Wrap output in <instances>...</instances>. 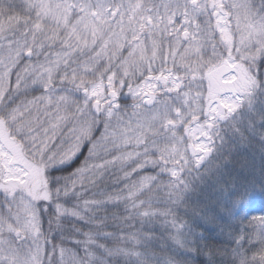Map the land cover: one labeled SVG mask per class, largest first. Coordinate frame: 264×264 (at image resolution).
I'll return each mask as SVG.
<instances>
[{
	"label": "snow or ice",
	"instance_id": "6c2138e0",
	"mask_svg": "<svg viewBox=\"0 0 264 264\" xmlns=\"http://www.w3.org/2000/svg\"><path fill=\"white\" fill-rule=\"evenodd\" d=\"M0 264H264V0H0Z\"/></svg>",
	"mask_w": 264,
	"mask_h": 264
}]
</instances>
